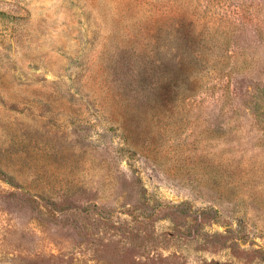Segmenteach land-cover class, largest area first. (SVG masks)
I'll list each match as a JSON object with an SVG mask.
<instances>
[{
  "label": "rangeland",
  "instance_id": "1",
  "mask_svg": "<svg viewBox=\"0 0 264 264\" xmlns=\"http://www.w3.org/2000/svg\"><path fill=\"white\" fill-rule=\"evenodd\" d=\"M0 264H264V0H0Z\"/></svg>",
  "mask_w": 264,
  "mask_h": 264
}]
</instances>
